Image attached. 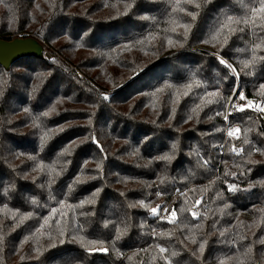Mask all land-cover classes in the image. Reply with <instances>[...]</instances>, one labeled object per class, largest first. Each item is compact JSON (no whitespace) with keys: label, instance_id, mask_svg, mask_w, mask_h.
Returning <instances> with one entry per match:
<instances>
[{"label":"trees","instance_id":"obj_1","mask_svg":"<svg viewBox=\"0 0 264 264\" xmlns=\"http://www.w3.org/2000/svg\"><path fill=\"white\" fill-rule=\"evenodd\" d=\"M126 2L133 7L118 15ZM199 2V9L186 6L197 11L195 21L180 12L173 15L192 24L183 47H167L162 39H183L182 29L164 31L170 27V0L0 3V38L33 36L51 55L20 58L9 69L0 65V264H165L166 259L171 264H236L227 258L244 253L249 244L250 255L240 256L243 264H264V245L256 242L264 237V186L259 183L264 181V155L252 151L264 150V118L238 112L229 124L240 128L239 138L224 135V110L236 84L247 96L264 100L258 91L264 61L246 69L240 64L251 58L252 45L264 32H237L222 49L201 43L225 16H243V5L250 8L258 0ZM149 33L161 37L155 46L136 43ZM217 54L233 64L239 77L219 64ZM217 90L223 100L213 98L193 111L206 92ZM52 107L48 116L41 115ZM48 130L53 131L42 143ZM233 145L243 151L233 153ZM65 149L71 154H61ZM164 154L171 159H155ZM38 164L60 175L50 177L47 167L34 170ZM78 175L84 182L69 191ZM228 184L238 190L229 192ZM197 199L195 218L179 211ZM61 200L71 207H61ZM139 201L175 208L177 221L156 220ZM25 213L31 216L19 222ZM45 217L50 219L41 228L44 235L32 236ZM56 220L66 225L65 242L48 248L47 234L56 235ZM117 225L126 231L113 240ZM79 236L104 241L96 247L109 251L88 253L77 242ZM25 237L31 238L21 244ZM201 241L202 254L197 251ZM40 246L38 254L34 248Z\"/></svg>","mask_w":264,"mask_h":264},{"label":"snow or ice","instance_id":"obj_2","mask_svg":"<svg viewBox=\"0 0 264 264\" xmlns=\"http://www.w3.org/2000/svg\"><path fill=\"white\" fill-rule=\"evenodd\" d=\"M3 0H0V3H2ZM205 3H210L211 0H204ZM170 4H171V14H170V18L169 21L166 22L168 24H170V27H166L164 29V31L167 32H172V33H177L178 29H182V36L183 39H173L172 36L170 35H165L162 39L165 43V45L167 47H183L184 46V42L187 41L188 39V35L189 32L192 28V24L191 23H181L178 19L173 18V15L176 12H180L183 13L184 15L191 17L192 21H195L197 19V11H191L189 10V7L186 6H190L191 8H195V9H199L201 7V4L199 2V0H170ZM7 6V5H6ZM107 6V5H105ZM10 7V6H8ZM113 7H115V5H113ZM133 7V3L131 2H126L124 4V11L123 13H120L118 11V15H123V14H127L129 9H131ZM243 7L245 9H247V11L244 13L243 16H234V15H227L225 16L220 22H219V26L217 28H215V30L211 33L210 37L208 40H203L201 41V43H209L212 42V46L215 47L216 44H219V48H224L228 42H229V38L232 35H235L237 32H245V30L247 29L248 31H252L253 29H260L262 32H264V0H258V4H254L253 6H251L249 8V6L247 4H244ZM145 19H147L148 17H144ZM241 25H243V27H241ZM161 39V37L159 36L158 33H149L147 36L143 37L141 40L137 41L136 43L138 44H145L147 43L150 46H155V41ZM259 42L254 43L252 45V56L250 59H246V60H242L240 61V64L242 65V69H246V68H251L256 62L257 60L260 61H264V56H259L257 57L256 55V51L257 50H261L264 51V34L259 36ZM240 51H244V49H240ZM216 60L219 62L220 65L224 66L226 69H228L230 71V73L236 77H239V73L237 72V69L233 66V64L229 63L227 60H225L224 58H222V56L220 55H216ZM248 75H251V71H249L247 73ZM194 82H190L189 84L185 85L184 88L186 89L182 94L184 96H187L189 94V92L191 91V88L193 86ZM197 86H199L197 84ZM168 87H172V85H168ZM157 91H161V89H157ZM258 91L260 92L261 96L264 97V83H261L259 86ZM233 95L228 96V100L231 102L234 99H239L240 101H247L246 103L243 104H236V103H230V105H227L226 107H231L234 111L237 112H242L245 109H254L255 111L259 112V113H264V100H253V99H248L245 96L244 91L239 90L238 88H233L232 89ZM238 93V96L236 95ZM205 97H208V99H205ZM213 98H217L220 100H223V96L219 94V91H213V92H206L204 94V96H202L201 102L202 104H197L193 111L196 112L198 109H200L202 107V105H207V104H211L214 102ZM104 99L107 100L108 96L105 94L104 95ZM176 102H179V99L177 98ZM55 110L54 107L50 108L48 111H45L43 113H41L42 116H48L50 114V112H53ZM28 110L25 109V112H27ZM217 115H219V113H217ZM189 119H192L191 116H189ZM208 119H212V117H208ZM225 119H227V117H225ZM33 126L34 127H38L39 125L36 123V119L33 120ZM59 131H62L63 128L61 127L60 129H58ZM53 130H48V132H45L44 135L41 136V142L44 143L46 141V139L48 138V135L50 132H52ZM217 131H220V129H217ZM249 131V129H244V132L247 133ZM227 135L229 137H233V138H239L240 135V128L237 126H233V127H229L227 130ZM93 143H97L95 141V138H93ZM244 143L248 144L249 141L247 140V138L244 139ZM173 148H175V145H173ZM230 151H232L233 153L236 154H240L243 149L242 148H237L234 145L231 147ZM253 152L256 151H260L261 155H264V150H260L257 149L255 147L252 148ZM67 153L68 155H70L71 153L67 151V149L63 150V152L61 154ZM249 156H251V152L248 153ZM28 159L30 160H34L35 157L33 156H29ZM155 159H162L165 161H168L171 159V157L168 154H164L163 156L160 157H156ZM248 163H256V161L254 160H248ZM207 163V162H205ZM85 164H87V161H85ZM45 167L48 168V173L49 176L51 177L52 174L55 175H60V173L52 166H45L43 164H38L36 169L34 170H38V171H43L45 169ZM83 167V166H82ZM96 168L99 169L100 168V164L97 163ZM242 174V173H241ZM225 176L228 175H233L235 176L236 173H229V172H225L224 173ZM95 177H87L86 179H94ZM216 179H219V177H217ZM84 179L81 178L79 175L74 178L73 183L68 185V189L69 191H71V189L73 188L74 184L77 183H83ZM212 183V182H210ZM262 186H264V181H260L259 182ZM228 191L229 192H235L238 190V186L235 184H228L227 185ZM100 191V189H96L95 192L92 193V196L95 197V195ZM65 195H67V193H65ZM157 196H161V192L157 191L156 192ZM219 195V193H218ZM86 201H81L80 204L83 205ZM33 203H35V201H33ZM87 203H94V200H87ZM139 205L141 207L147 208V210L149 211V213L152 216H157L160 212V210L162 209V205H156L155 207H149L147 204L144 203V201H139L138 202ZM185 203L187 204V200L185 201ZM201 203V201L199 199H197L195 201L194 204H192L190 207L185 208V206H181V208L179 209V211L182 213L184 211H188L193 218H195L199 213L197 211H194L193 209L196 208L197 205H199ZM59 204L61 205V207L67 206V207H71V205H66V202L64 200L59 201ZM224 207L226 208L227 205H224ZM163 211L165 213V215H163L161 217V219H165L168 221V223H173L177 221V210L175 208H173L171 211H169L167 208H163ZM262 211V215H264V210ZM56 212V209H53V213ZM13 215H16V213H13ZM61 215L63 216L64 214L61 213ZM29 216H31V213H25L23 215L20 216V221L19 222H23L24 219H27ZM11 218V217H9ZM50 219V217H45L44 218V224H42L40 226V228H37L35 230V233L32 234V236H35L36 233H40L41 235H44V233H41V228H43L45 226V224L48 223V220ZM56 235H52L51 233L47 234V238L52 241V243L48 244V248H52L55 247L56 243L58 242L59 244H63L65 242L64 237H65V230H66V225L62 226V221L61 220H56ZM108 224H105V227H107ZM259 226V225H257ZM73 227L76 228L77 226L75 224H73ZM80 231H83V229H80ZM126 231V227L125 228H121L119 225L116 226V235L113 237V240H118L121 238V236L124 234V232ZM221 236L224 235V232L220 233ZM31 237H25L24 240L21 241V244L25 243L27 240H29ZM74 239H77L76 237H74ZM185 239H189V237H185ZM240 239H244L243 236L240 237ZM0 240H3V237L0 236ZM77 242L80 244V246L82 248H84V250L88 253H93V252H101V253H106L109 250L103 246H99L96 247V245H103L105 242L104 241H100V240H87L84 236H79V238L77 239ZM191 242L193 244L197 243L195 237L193 236L191 238ZM259 244L264 245V237H261L259 241H256ZM159 253L163 254L165 253L166 249L156 245ZM205 248V242L201 241L199 244V248L197 249L198 252H200L201 254L203 253ZM43 248L42 246L34 248V251H37V253L39 254L40 251H42ZM252 251V245L249 244L248 247L245 249L244 253L239 254L236 257H229L227 259H234L236 261V264H243V261H241L240 256H249L250 253ZM135 255V254H134ZM177 253L173 252L172 256H176ZM23 258V257H22ZM129 260L132 259V257H128ZM153 260H155V257H153ZM165 264H171V262L169 260H165ZM218 264H226L225 260H220L218 262Z\"/></svg>","mask_w":264,"mask_h":264},{"label":"water","instance_id":"obj_3","mask_svg":"<svg viewBox=\"0 0 264 264\" xmlns=\"http://www.w3.org/2000/svg\"><path fill=\"white\" fill-rule=\"evenodd\" d=\"M43 44L33 36L0 38V65L9 69L12 63L24 57L50 58L45 54Z\"/></svg>","mask_w":264,"mask_h":264},{"label":"built area","instance_id":"obj_4","mask_svg":"<svg viewBox=\"0 0 264 264\" xmlns=\"http://www.w3.org/2000/svg\"><path fill=\"white\" fill-rule=\"evenodd\" d=\"M236 88H238V86H236ZM239 89V88H238ZM242 91V90H241ZM233 95V92L232 94ZM238 96V93L236 94ZM245 96L248 98V99H253V100H260V99H255L254 97L252 96H247L245 94ZM247 101H240L239 99H234L233 101H227L226 103V106L227 105H230V103H236V104H243V103H246ZM225 106V110H224V121L226 123V127H225V132H224V135H225V139L229 138V136L227 135V130L229 127H233L232 125L229 124V120L231 119L232 116L236 115L238 112L237 111H234L231 107H226ZM241 113H245V114H250V113H253V114H257L261 117L264 118V113H259L257 111H255L254 109H245L244 111H242ZM225 117H227V119H225ZM163 208H167V204L163 205L162 206V209L160 210L159 214L155 217L156 219H161V217L163 215H165L164 211H163ZM167 221V220H166Z\"/></svg>","mask_w":264,"mask_h":264},{"label":"rangeland","instance_id":"obj_5","mask_svg":"<svg viewBox=\"0 0 264 264\" xmlns=\"http://www.w3.org/2000/svg\"><path fill=\"white\" fill-rule=\"evenodd\" d=\"M203 49H205L206 51H210V49H208V48H206V47H204ZM46 51V52H45ZM44 52H45V54L47 55V56H49L50 55V53L47 51V50H45ZM236 86H237V84L234 86V88H236ZM157 220V219H156Z\"/></svg>","mask_w":264,"mask_h":264}]
</instances>
